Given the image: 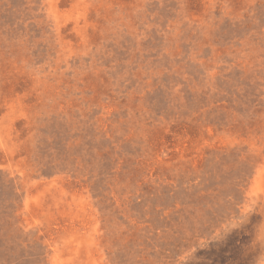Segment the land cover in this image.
I'll return each mask as SVG.
<instances>
[{"label": "rangeland", "instance_id": "rangeland-1", "mask_svg": "<svg viewBox=\"0 0 264 264\" xmlns=\"http://www.w3.org/2000/svg\"><path fill=\"white\" fill-rule=\"evenodd\" d=\"M0 264H264V0H0Z\"/></svg>", "mask_w": 264, "mask_h": 264}, {"label": "trees", "instance_id": "trees-1", "mask_svg": "<svg viewBox=\"0 0 264 264\" xmlns=\"http://www.w3.org/2000/svg\"><path fill=\"white\" fill-rule=\"evenodd\" d=\"M212 253V252H211Z\"/></svg>", "mask_w": 264, "mask_h": 264}]
</instances>
